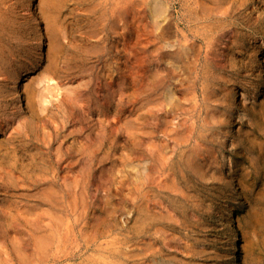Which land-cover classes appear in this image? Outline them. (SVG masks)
<instances>
[{"label":"rangeland","instance_id":"obj_1","mask_svg":"<svg viewBox=\"0 0 264 264\" xmlns=\"http://www.w3.org/2000/svg\"><path fill=\"white\" fill-rule=\"evenodd\" d=\"M0 264H264V0H0Z\"/></svg>","mask_w":264,"mask_h":264},{"label":"bare ground","instance_id":"obj_2","mask_svg":"<svg viewBox=\"0 0 264 264\" xmlns=\"http://www.w3.org/2000/svg\"><path fill=\"white\" fill-rule=\"evenodd\" d=\"M218 1V0H217ZM230 1V0H229ZM222 2V1H221ZM218 3V2H215V4ZM225 10V9H224ZM217 25V24H216ZM216 31V29H215ZM220 31V30H219ZM232 34V33H231ZM216 40V39H215ZM218 116V115H217ZM218 121V120H217ZM217 123V122H216ZM144 215V214H143ZM145 216V215H144ZM155 220V219H154ZM41 243V242H40ZM105 261V260H104ZM105 263V262H104Z\"/></svg>","mask_w":264,"mask_h":264}]
</instances>
